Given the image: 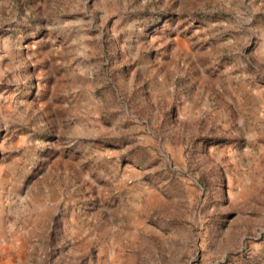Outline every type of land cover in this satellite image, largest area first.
<instances>
[{
    "label": "rangeland",
    "instance_id": "obj_1",
    "mask_svg": "<svg viewBox=\"0 0 264 264\" xmlns=\"http://www.w3.org/2000/svg\"><path fill=\"white\" fill-rule=\"evenodd\" d=\"M0 264H264V0H0Z\"/></svg>",
    "mask_w": 264,
    "mask_h": 264
}]
</instances>
